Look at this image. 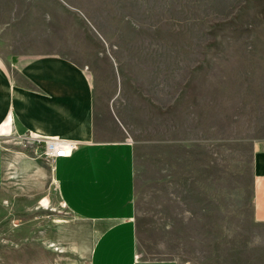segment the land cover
I'll return each instance as SVG.
<instances>
[{
  "label": "crops",
  "instance_id": "crops-1",
  "mask_svg": "<svg viewBox=\"0 0 264 264\" xmlns=\"http://www.w3.org/2000/svg\"><path fill=\"white\" fill-rule=\"evenodd\" d=\"M189 1L0 0V222L28 227L26 242L35 239L50 264H177L138 251L129 122L144 108L157 126V109L189 107L159 104L154 87L148 106L136 104L116 75L104 95L83 67L142 65L153 50L142 35L182 32L176 17ZM23 134L78 145L69 156L33 157L13 145ZM250 173L252 218L264 224V134L251 141Z\"/></svg>",
  "mask_w": 264,
  "mask_h": 264
},
{
  "label": "rangeland",
  "instance_id": "rangeland-1",
  "mask_svg": "<svg viewBox=\"0 0 264 264\" xmlns=\"http://www.w3.org/2000/svg\"><path fill=\"white\" fill-rule=\"evenodd\" d=\"M184 6L175 23L182 32L142 35V47L153 49L142 65L83 67L94 70L104 95L112 94L109 77L116 75L136 104L148 106L154 87L159 104L189 107L157 109V126L144 108L129 122L138 251L177 264H264L250 173L251 141L264 134V0ZM13 141L33 157L43 153V144ZM15 220L0 222V264H50Z\"/></svg>",
  "mask_w": 264,
  "mask_h": 264
},
{
  "label": "built area",
  "instance_id": "built-area-1",
  "mask_svg": "<svg viewBox=\"0 0 264 264\" xmlns=\"http://www.w3.org/2000/svg\"><path fill=\"white\" fill-rule=\"evenodd\" d=\"M16 140H26L34 144H43V156L49 159H55L57 157L69 156L77 147L76 140L50 137V138H38L32 135H17ZM41 154V155H42Z\"/></svg>",
  "mask_w": 264,
  "mask_h": 264
}]
</instances>
